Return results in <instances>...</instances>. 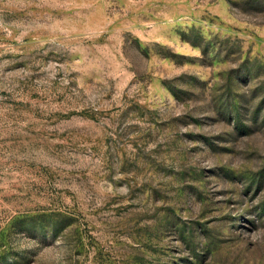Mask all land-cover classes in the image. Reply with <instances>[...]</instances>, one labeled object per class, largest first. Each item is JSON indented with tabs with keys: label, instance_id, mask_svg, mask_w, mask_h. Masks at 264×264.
<instances>
[{
	"label": "rangeland",
	"instance_id": "obj_1",
	"mask_svg": "<svg viewBox=\"0 0 264 264\" xmlns=\"http://www.w3.org/2000/svg\"><path fill=\"white\" fill-rule=\"evenodd\" d=\"M0 264H264V0H0Z\"/></svg>",
	"mask_w": 264,
	"mask_h": 264
}]
</instances>
